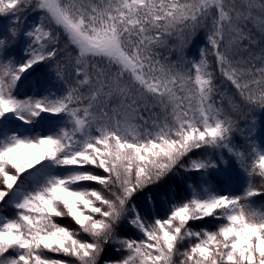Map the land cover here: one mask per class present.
Returning a JSON list of instances; mask_svg holds the SVG:
<instances>
[{
  "label": "snow or ice",
  "instance_id": "6c2138e0",
  "mask_svg": "<svg viewBox=\"0 0 264 264\" xmlns=\"http://www.w3.org/2000/svg\"><path fill=\"white\" fill-rule=\"evenodd\" d=\"M0 18V264H264V0H0Z\"/></svg>",
  "mask_w": 264,
  "mask_h": 264
},
{
  "label": "trees",
  "instance_id": "16d2710c",
  "mask_svg": "<svg viewBox=\"0 0 264 264\" xmlns=\"http://www.w3.org/2000/svg\"><path fill=\"white\" fill-rule=\"evenodd\" d=\"M34 13L32 12H27L24 16V19L21 21V27H26V20L28 18H30ZM35 15V14H34ZM0 22H2L5 25H7L9 23V20L7 18H0ZM248 27H251V25H249ZM26 38H23L21 40H19L14 46L11 47L10 49V52L9 54L11 56H14L16 57L17 59H20L21 56L24 55V41H25ZM203 44H204V37H203V34L201 33L200 34V37L195 41L194 44L191 45V47L188 49V55L189 56H192V55H195L197 53V51L203 47ZM63 46V44H62ZM164 55H167V53H163ZM175 56V54L173 53V57ZM245 126L242 124L241 125V128L243 129ZM248 127H251V125H248ZM254 131V134L256 136V142L257 143H260L261 141H264V128L261 127L260 123H259V117H257V124H256V127L255 129L253 130ZM249 133H247L246 131H241L239 133H237V142L244 145L247 143V135ZM222 181L224 180V178H220ZM255 183H259L260 181L257 179V180H254ZM188 183H190V181L187 180L186 177L183 176V174H181L180 176H177V177H174L172 178L168 184L163 187V188H160V189H156L154 190L155 193L158 195V197L160 199H163L164 198V193L166 191H170L171 193H174L176 194L177 198L179 199L180 197L184 196L185 195V191L184 189L187 187ZM224 183L232 188L234 191H238V190H241L245 185L241 182H238L236 180H233L231 183H228L227 181H224ZM141 199V202L144 203V206L145 207H149L150 205L145 203L143 201L142 198ZM256 200V205L257 206H260V205H264V197H257L255 198ZM5 214L7 215H10L11 214V209H4L3 210ZM64 223H70V220H64L63 221ZM210 223V221H209ZM194 227H196L194 225ZM109 255H113V253L111 251H109L108 253Z\"/></svg>",
  "mask_w": 264,
  "mask_h": 264
},
{
  "label": "rangeland",
  "instance_id": "374dc122",
  "mask_svg": "<svg viewBox=\"0 0 264 264\" xmlns=\"http://www.w3.org/2000/svg\"><path fill=\"white\" fill-rule=\"evenodd\" d=\"M38 20V15H34V16H31V21L27 24V27H30L31 25H33L34 23H36ZM3 28V25L0 24V29ZM26 43H27V39L25 41V50H26Z\"/></svg>",
  "mask_w": 264,
  "mask_h": 264
}]
</instances>
